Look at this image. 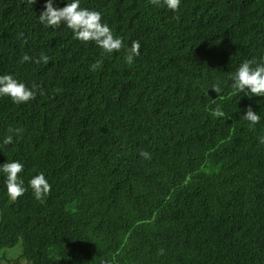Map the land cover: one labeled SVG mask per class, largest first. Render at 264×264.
<instances>
[{
  "label": "trees",
  "instance_id": "trees-1",
  "mask_svg": "<svg viewBox=\"0 0 264 264\" xmlns=\"http://www.w3.org/2000/svg\"><path fill=\"white\" fill-rule=\"evenodd\" d=\"M80 6L125 47L45 27L41 0H0V75L37 85L27 103L0 97V165L22 162L28 189L11 200L0 171V264H264V96L232 89L242 62L264 63V0ZM13 128L22 136L3 144ZM41 172L43 202L29 187Z\"/></svg>",
  "mask_w": 264,
  "mask_h": 264
},
{
  "label": "clouds",
  "instance_id": "clouds-1",
  "mask_svg": "<svg viewBox=\"0 0 264 264\" xmlns=\"http://www.w3.org/2000/svg\"><path fill=\"white\" fill-rule=\"evenodd\" d=\"M153 5H160L161 0H150ZM163 4L172 11H177L180 6V0H162ZM29 5L36 3V0H27ZM45 5L44 10L39 14V21L45 27L57 28L61 24H66L74 33V38L81 42H94L100 47L105 54H111L120 51L125 47L122 38L114 36L112 29L107 23L102 22V13L97 10H90L80 6V0H70L64 7H56L53 0H41ZM140 55L139 41H133L131 47L127 48L125 60L128 64L134 62V57ZM50 57L41 53L35 59V63H47ZM23 61H32L33 58L25 55ZM102 60H97L92 64L91 70L95 71L101 67ZM233 94L243 93L244 95L264 96V63H257L255 58L245 60L241 63L237 71L232 77ZM37 85L33 84L28 87L24 82L19 81L12 74L0 75V97H10L15 104L27 103L35 99ZM211 89L220 93V87L213 84ZM43 94V90H40ZM215 117H224V111L218 106L212 111ZM243 119L249 122L250 127H254L260 122V116L248 106L247 111L243 115ZM11 134L7 135L3 144L13 143L14 136L19 139L23 134V129H9ZM260 143L264 144V136L259 138ZM141 156L150 159V153L141 151ZM0 171L6 176V187L8 196L15 201L21 197L28 189L24 186V180L20 174L24 171V165L19 161L5 162L0 165ZM29 187L35 196V199L43 202L51 193V185L45 178L44 173H40L32 177L29 181Z\"/></svg>",
  "mask_w": 264,
  "mask_h": 264
},
{
  "label": "rangeland",
  "instance_id": "rangeland-1",
  "mask_svg": "<svg viewBox=\"0 0 264 264\" xmlns=\"http://www.w3.org/2000/svg\"><path fill=\"white\" fill-rule=\"evenodd\" d=\"M12 249H13V248H12ZM12 249H11V250H12ZM20 263H21V262H20ZM20 263H18V264H20ZM11 264H15V263H11Z\"/></svg>",
  "mask_w": 264,
  "mask_h": 264
}]
</instances>
